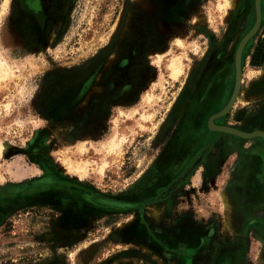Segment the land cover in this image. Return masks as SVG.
Segmentation results:
<instances>
[{
  "label": "rangeland",
  "instance_id": "obj_1",
  "mask_svg": "<svg viewBox=\"0 0 264 264\" xmlns=\"http://www.w3.org/2000/svg\"><path fill=\"white\" fill-rule=\"evenodd\" d=\"M5 2L0 0V54L13 75L0 80V215L7 210L6 195L30 190L31 200L71 192L108 207L66 247L53 236L55 219L62 214L56 203H41L5 220L0 216V264L186 262L162 263L150 249L146 252L142 239L154 235L142 221L149 219L151 228L168 227L190 214L203 222L214 217L217 236L242 240L241 227L228 223L232 211L225 208L220 177L210 180V194L192 193L188 184L178 188L168 215L141 208L195 154L188 145L187 153L181 152L182 166L173 175H161L163 149L173 162L183 148L180 127L188 121L190 105L204 98L202 85L217 78L223 85L232 74L235 43H227L223 31L236 7L225 15L215 9L218 0H196L189 13L166 27L150 12L156 7L153 0H9L3 15ZM219 54L225 60L216 61ZM174 55L184 56V72L176 81L168 70ZM219 69L223 73L216 76ZM222 90L212 95L214 107L223 99ZM149 93L158 97L153 105L147 102ZM202 106L205 117L210 107ZM112 140L115 152L108 155ZM80 160L88 162L87 178L75 164ZM238 160L230 158L223 168H235ZM198 176L191 178L195 184ZM205 205L209 208L195 213ZM254 234L242 240L246 264H263L264 245Z\"/></svg>",
  "mask_w": 264,
  "mask_h": 264
},
{
  "label": "crops",
  "instance_id": "obj_2",
  "mask_svg": "<svg viewBox=\"0 0 264 264\" xmlns=\"http://www.w3.org/2000/svg\"><path fill=\"white\" fill-rule=\"evenodd\" d=\"M262 6H264V1ZM262 24L260 31L257 34L254 33L243 47L248 61H245L243 69L242 83L239 90L240 97L236 99L230 110L229 120L226 123L229 127L243 133L264 132V46L262 45L264 41V14ZM248 67L249 71L254 72V75H250V77L247 74L248 70H246ZM229 136V156L234 157L235 151L238 149L239 154L245 158L239 164V170L236 171L239 175H237L238 181L234 187V192L244 204L247 200H250V197H253L254 201L264 203L263 140L260 137L246 140L233 135ZM228 173L232 174V170ZM31 193H34V191L6 195L7 210L5 209L0 216H4L3 219L5 220L11 215L41 203H56L62 214L55 219L53 236L59 245L65 247L74 244L78 240V232L90 227L92 217L95 214L105 212L108 207L92 202L88 196H75L71 192L70 194L67 193L68 195L64 198L49 197L42 202L38 198L31 200L29 196L32 195ZM13 196L15 198H11ZM16 197L19 198V202L13 204L12 201H15ZM245 206H241L240 209L245 210ZM245 215H248V213ZM252 216L256 217L258 222L247 229L248 234L254 232L258 227L264 229V205L261 208H255ZM142 224L146 227V230L154 235L151 239H142L145 251L147 252V248L150 249L151 254L162 263L172 261L176 263L177 259L187 258L186 262L180 261L178 264H222L221 259L229 254V257L235 259L232 264H246V253L243 251L234 250L233 253L232 251L225 253L224 250L220 249L227 238L224 234L217 236L216 233V237L207 238V231L213 225V222L181 219L168 227L165 224H157L151 228L150 221L147 219V222L142 221ZM220 225H224L222 220ZM150 232L149 235H151ZM248 234L245 236V240L248 238ZM127 237H130V235ZM129 239L134 240V237L131 236ZM258 239L263 241L261 237ZM177 251L179 254H176ZM260 256L264 257V251L260 252Z\"/></svg>",
  "mask_w": 264,
  "mask_h": 264
},
{
  "label": "flooded vegetation",
  "instance_id": "obj_3",
  "mask_svg": "<svg viewBox=\"0 0 264 264\" xmlns=\"http://www.w3.org/2000/svg\"><path fill=\"white\" fill-rule=\"evenodd\" d=\"M196 0H153V3L156 5L155 9L151 10V14L153 15V18L156 19L159 23L163 24L164 26H170L174 21H176L177 18L181 17L182 15H186L189 13V7L192 6V2ZM264 0H260L259 2V8H260V23L259 26L255 32L257 34L263 23V14H264V6L263 5ZM238 2V4H237ZM237 6L235 11V15L232 18L227 19V26L226 29L223 31V39L226 40V42H231V40L235 43L233 47V54L231 57L232 60V74L229 77L228 81H231L232 84H228V81L222 82L217 78L216 81H211L207 79L205 83L202 85L203 88V94L204 98H202L200 104H196V102L192 103L187 111V122H185L180 128L181 134L185 135L184 142L182 143V149L177 153L176 159L173 160V162H170L171 159L168 158V149L164 148L163 153L161 155V161L162 167H164L163 171H161V175L168 176L173 175L174 173L172 170H176L177 168H180L182 166V153H187L185 151L186 147L190 145V150L188 151H195V154L190 159V162L187 163L181 170H179V173L176 177V179L170 183L167 187L160 189L157 196H154L150 198H147L144 202H142V210H150V209H156L157 211H163L164 214H170L171 213V203L172 198L171 196L180 188L181 186L188 184L186 186V189L191 187L192 193H205L207 194L208 191V185L210 184L211 179L216 178H222V185H224V192L226 193V200L229 204V209H231L232 212H230V218L228 217V223L230 225H234L237 227H241L242 240L245 239L246 231L251 226L255 225L258 221L256 218H250L245 219L246 216H251L253 214V210L255 208H261L264 203H261L259 201H254L253 197H250V200L245 203L241 201L240 197L234 192V187L237 184L238 181V171L240 167V163L242 161L243 155L239 154V150L235 151L234 157H237L239 160L236 162L235 167L232 170V174H229L228 172L230 170H225L223 167L226 166V163L230 160L228 151H229V135L228 133L219 132V131H213L209 129L208 127V119L211 115L219 112L221 109L225 107L227 104L231 93L234 88L235 83V68H234V59H235V52L238 47L239 42L241 39L249 32V30L254 26L256 21V10H255V0H237L236 1ZM238 8V9H237ZM155 10V11H154ZM199 20V19H198ZM197 20V22H198ZM179 37H176L175 40ZM174 40V41H175ZM226 44V43H225ZM221 45V44H219ZM221 47H223L221 45ZM167 50V49H166ZM165 50V51H166ZM161 53H154V55L158 56L157 54ZM245 50H242L241 53V83H242V74L243 69L245 66L246 56H245ZM213 60V59H212ZM225 60V57L222 54H219L216 57V61ZM226 60H229L226 57ZM153 62V59H152ZM156 66V65H155ZM214 72V71H213ZM223 73L222 69H219L215 74L216 76L221 75ZM223 88V99L219 104H217V107H214L212 103V95L214 93H220V89ZM241 88V86H240ZM240 90V89H239ZM210 95V96H208ZM240 95H238V98ZM203 104L206 106H209L210 109L208 110V113L203 116ZM230 112V111H229ZM229 112L220 118H217L213 121V123L217 126H226L229 127L226 123H228L229 120ZM204 117L203 122L198 121V118ZM195 118V119H194ZM196 120V121H195ZM234 129V128H233ZM237 130V129H236ZM239 131V130H238ZM188 136L190 140H188ZM242 139V138H239ZM242 141V140H237ZM170 151V149H169ZM241 152V151H240ZM240 155V156H238ZM170 164V165H169ZM169 165V166H168ZM168 166V167H167ZM198 176V184H195L191 178H194L195 175ZM228 179V180H227ZM191 184V185H190ZM202 186L201 190H194L198 186ZM210 194V192H209ZM258 203V205H256ZM261 203V204H260ZM146 206V207H145ZM241 206H245V210L240 209ZM209 208V206L205 205L200 206V208L196 207L195 213H202L203 209ZM160 209V210H159ZM248 215H245L246 213ZM245 213V214H244ZM147 215L150 217V213H147ZM187 217H191V220L195 221H201V218H198L197 216L186 215ZM186 216H180L176 221L187 218ZM247 218V217H246ZM159 221H163L162 218L159 219ZM208 222H213V225L210 226L209 230L207 231V238H213L216 237V231L215 227L217 224H219L218 221L214 217L207 219ZM172 223V224H173ZM264 229L261 227L256 228L254 231L256 233V236L258 238L261 237L263 241L262 244L264 245ZM230 231V230H229ZM227 232V231H226ZM223 233H225L223 231ZM239 236V235H238ZM226 240H224V245L220 247L221 250H224L225 253L227 252H234V250L237 251H243L242 249V240L236 239L235 241H230L229 235L225 234ZM248 237V236H247ZM264 251V249H263ZM244 252V251H243ZM245 253V252H244ZM260 259H263L261 257ZM218 260V259H217ZM235 260V259H234ZM233 258L229 257V254H226L224 258L221 259L222 264H229L234 262ZM264 260V259H263Z\"/></svg>",
  "mask_w": 264,
  "mask_h": 264
},
{
  "label": "bare ground",
  "instance_id": "obj_4",
  "mask_svg": "<svg viewBox=\"0 0 264 264\" xmlns=\"http://www.w3.org/2000/svg\"><path fill=\"white\" fill-rule=\"evenodd\" d=\"M236 1L237 0H218V2L215 5V9L217 11H219L220 13H223V14L226 15L228 13V10L229 9L235 8ZM8 2H9V0H6L5 4L3 5L4 6V8H3L4 10H3V13H2L3 15L6 12V8H7V5H8ZM183 43L184 42H182L181 40H179V44H183ZM262 45L264 46V41L262 42ZM184 47H188L190 49V48H194V45L193 44H190V46L189 45L187 46L184 43ZM183 58H184L183 55H174L170 59V61H169L168 70H170L171 78L173 80H175V81L178 80L181 77V75L183 74V72H184V64L182 62V59ZM155 61H157V59H155ZM157 63L160 64L159 61H157ZM11 75H13V70L9 67L6 59L0 54V80L1 79H6V78L10 77ZM238 95H239V93H238ZM238 95H237V98H238ZM157 99H158V97H156V95H154L153 93H149L147 95V102L150 105L155 104L156 101H157ZM149 104H148V106H149ZM123 114H125V113H123ZM115 147H116V141L115 140H112L110 142L108 148H107V154L108 155L113 154L115 152ZM0 150H1V153H2V150H3L2 146H0ZM72 164H73V161H72ZM75 164L78 167V170L82 173V176H84V177L87 178V176H88V162L80 160V161H76ZM103 166H106V164H104ZM26 172L23 173L25 176H27L26 175L27 174ZM80 172H79V174H81ZM22 176H20V177H22ZM83 180H85V179H83ZM225 207L226 208L229 207L228 202L225 203Z\"/></svg>",
  "mask_w": 264,
  "mask_h": 264
},
{
  "label": "water",
  "instance_id": "obj_5",
  "mask_svg": "<svg viewBox=\"0 0 264 264\" xmlns=\"http://www.w3.org/2000/svg\"><path fill=\"white\" fill-rule=\"evenodd\" d=\"M259 2L260 0H255V10H256V21L254 26L249 30V32L241 39V41L238 44V47L236 49L235 52V59H234V68H235V83H234V88L233 91L231 93V96L227 102V104L225 105V107L223 109H221L219 112L211 115L208 119V127L209 129L213 130V131H219V132H224V133H228L230 135L236 136V137H240L242 139H252L255 137H260L263 142H264V132L261 131H255L252 133H243L241 131H238L236 129H233L231 127H226V126H217L213 123V121L217 118H220L222 116H225L233 107L236 99H237V95L239 93V89L241 86V53L243 50V47L245 45V43L248 41V39L256 32L259 23H260V8H259Z\"/></svg>",
  "mask_w": 264,
  "mask_h": 264
},
{
  "label": "trees",
  "instance_id": "obj_6",
  "mask_svg": "<svg viewBox=\"0 0 264 264\" xmlns=\"http://www.w3.org/2000/svg\"><path fill=\"white\" fill-rule=\"evenodd\" d=\"M6 226H8V223H6L5 228H6Z\"/></svg>",
  "mask_w": 264,
  "mask_h": 264
}]
</instances>
